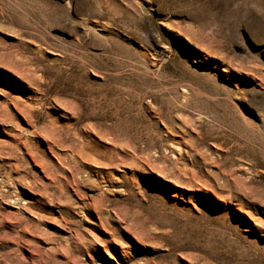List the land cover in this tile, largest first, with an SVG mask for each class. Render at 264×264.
I'll use <instances>...</instances> for the list:
<instances>
[{"label":"rangeland","instance_id":"rangeland-1","mask_svg":"<svg viewBox=\"0 0 264 264\" xmlns=\"http://www.w3.org/2000/svg\"><path fill=\"white\" fill-rule=\"evenodd\" d=\"M0 264H264V0H0Z\"/></svg>","mask_w":264,"mask_h":264}]
</instances>
